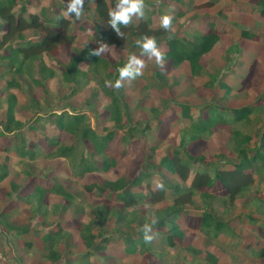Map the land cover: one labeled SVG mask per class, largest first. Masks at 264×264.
Listing matches in <instances>:
<instances>
[{"label": "trees", "instance_id": "trees-1", "mask_svg": "<svg viewBox=\"0 0 264 264\" xmlns=\"http://www.w3.org/2000/svg\"><path fill=\"white\" fill-rule=\"evenodd\" d=\"M34 1L41 2L43 0ZM91 1L93 2L94 27L89 34L88 42H85L82 49L77 51L64 66L61 80H63V83L73 84L74 87L68 95L63 97L67 99L74 96L83 86L87 85L89 81L88 74H92L100 89L109 98V103L104 108L106 111L104 116L113 123V129H105L104 133L98 132L91 127L87 115L84 112L74 111L75 108L73 107L72 110L63 109L59 113L51 111L48 114V118L54 123L55 128L58 131L70 134L74 140L70 144L52 140L50 145L53 146V149L46 154V157L67 159L70 162L72 171L79 178L89 173L109 172L116 167L117 159L125 157L126 150L121 148L112 151L108 149V144L113 141L115 130L123 129L125 126L124 120L131 122L130 107L124 101L122 87L119 89L114 87L116 81L120 79L119 69L123 68L128 61L123 59L112 63L102 53L99 57L92 55L91 53L97 47H101L103 44L104 48L125 49L129 46L130 56L135 55L143 59L147 55L141 54L142 50L137 46V40L142 39L145 35L154 37L157 47H159L158 43L164 40L167 47L165 51H162L164 62L170 61L174 68L186 62L189 66L190 76L196 77L203 72L202 57L209 53L221 40L212 23L209 24L207 32L196 31L195 35H191L190 32L192 31L185 28L183 22L187 13V3L184 0H172L174 7H168L169 12L159 9L161 17L163 15L171 16L173 27L176 26L177 28L172 39H169L171 33L160 27V21L158 23L153 21V0H144L145 8L142 19L134 16L127 27L119 25L120 31L124 33L123 37L118 36L116 29L108 23L110 19L108 13L114 9L117 0H114V2L113 0ZM30 2V0H0V83L5 82L2 91L0 90V96H2L3 91L5 95V97H0V110L2 103L6 102V109L3 111V120L0 121V126L2 127V133L11 134L14 140H17L18 143L14 146L15 151L21 157L27 159L25 163L34 160L41 151L37 149V152H35L22 134L19 133L24 123L16 119L17 97L10 90L12 88L22 89L23 83L28 79L32 85L46 90L47 83L55 77L56 71L44 62V55L56 58L60 46L70 45L76 39L75 32L72 30L73 18H76L74 15L67 17L62 13L50 15L48 12L46 13L44 6L39 8V11L32 12L28 8L32 4ZM256 2L259 14L264 17V0H256ZM195 4H192V1L190 2V6L193 5L195 8H209L213 6L214 2L206 1ZM229 10L230 8L226 6L219 9L218 14L223 15ZM242 34L250 36L248 31L242 30ZM230 49L234 48H228L226 54H231L232 50ZM238 50V48H235V53ZM128 58L126 59L128 60ZM81 65H85L86 70H82ZM156 74L157 77L163 78L160 76V71H157ZM221 78L223 80L219 81L218 84L223 88V94L219 95L216 92L215 97L220 102H228L227 96L231 93L232 88L225 83L223 77ZM213 80L214 78L210 79L207 86H211ZM107 83L113 85L109 87V85L106 86ZM93 90L96 94L97 89L94 88ZM259 98L260 101H264V92L259 95ZM178 104L181 107L180 120H188V123L178 129L179 141L171 153L163 154L158 163H155L150 161L153 154L149 152L143 165L130 179L121 176L114 180L106 179L101 184L92 182L84 185L87 191L97 189L99 192L105 191L108 194H114V199L120 202L118 209L104 204H91L89 207L92 210V218L86 223L78 221L79 235L85 248L90 250L85 253V257L90 254L93 255L97 251L106 250L105 245L108 244L109 237H103L100 240L102 245L96 247L94 245L97 237L104 235L99 229L100 225L114 216L115 227L113 232H117L116 234L125 243V253L143 255L149 252L156 259L159 258L163 262V252L156 247V244H152L153 241L145 243L143 233L138 230L145 223H151L152 218L155 217L158 221L153 225L155 237H159L161 243L165 244L167 248L173 247L176 245V240L182 241L185 236L177 220L185 214L188 207L198 206V203L201 209L198 211L200 217L198 230L203 234V240L206 244L217 245L225 251H229V254L242 249L247 251L248 258L256 259V261L264 258V199L262 200L257 196L258 187L260 188L263 185L261 180L264 177V130L259 133L254 130L250 131L252 135H257V140L250 146L252 135L241 131L238 126H234L235 121H248L253 106L245 105L238 108H229L212 101L204 107L206 109L205 117H202V111L198 113L197 117H194L190 105L187 103ZM230 114H232V118ZM44 116L46 115H38L37 121L43 119ZM158 122L162 123L161 120ZM217 123L232 126L233 141L231 147L234 155L233 160L226 159L219 162L204 163L203 155H193L185 151L189 143L209 137L212 132L211 129ZM141 131L138 127L129 125L127 127V138H124V140L128 141L130 137L136 136ZM85 141H88L92 148V152L88 154L83 150L82 144ZM154 150L155 147H151V152H154ZM219 156L222 157V155ZM201 166H204V168H201ZM7 174V166L2 165L0 167V181L6 178ZM31 174L28 173L29 176ZM153 174L163 176L161 182L164 187L162 190L151 187ZM165 175L173 177L174 180H168ZM142 184L145 186L144 190L139 189ZM217 184L225 190L224 195H216L202 190L211 189ZM167 191L170 192L171 203L155 209L150 214L152 218L147 217V215H141L140 218H137L135 208L138 205H155L163 202L169 197H167ZM47 192L62 197L59 205L51 204V206H48L45 204L44 199ZM243 198L247 207L243 208L245 211L237 213L235 202ZM73 199V193L57 183L49 188L36 184L27 195L31 217L39 218L42 226H49L45 235V242H48L46 247L49 253L53 254L54 259L52 260L61 257L63 254L57 247L59 241L65 239L63 242H67L70 236L69 231L62 228V221L64 222L69 216L77 218L78 215L80 217L83 214L77 210L71 212L70 204L73 203ZM254 203H256L255 210L252 209ZM246 209H248V212ZM196 213L190 211V214ZM51 216H54L53 220H50ZM75 217L72 218L76 219ZM244 217L250 220L251 224L259 222L261 226V235L254 240L255 247L252 249L239 247L242 245L243 240L247 239V234L245 231L239 232L238 224L235 225V223H239ZM95 227L98 229L97 232H93ZM18 228L21 231L26 230L21 227ZM220 237L237 239L235 246L225 242L219 243L218 238ZM184 249V255L190 257L189 261L184 259L183 255L180 260L169 264H181V261L184 264H206L208 261L216 264L218 262V257L209 250L202 251L192 245H187ZM199 257L204 259L201 261L198 259ZM230 257L232 259L236 258L234 255H230Z\"/></svg>", "mask_w": 264, "mask_h": 264}, {"label": "rangeland", "instance_id": "rangeland-1", "mask_svg": "<svg viewBox=\"0 0 264 264\" xmlns=\"http://www.w3.org/2000/svg\"><path fill=\"white\" fill-rule=\"evenodd\" d=\"M30 1L32 4L28 6L29 11L37 12L39 8L44 6L46 13L48 12L50 15L55 13H62L63 15L68 3V0ZM87 1L88 0H84L82 16L79 19L73 18L72 30L75 32V41L70 45H62L58 50V56L56 58L48 55H44L43 57L44 62L55 69V77L47 83L46 90H42L39 86L32 85L29 79L25 81L23 87L28 96L19 94L18 103L22 105L20 110L16 111V117L23 120L24 123L19 133L22 134L34 151L36 149L32 146V143H37L39 151L43 149V151L38 154L37 158L31 162L28 161L25 163L23 167L28 173L32 174L30 176L27 174L28 177H22L20 181H22L23 184L37 183L46 187H50L54 183H57L66 187L68 191L74 195L73 203L70 204L71 212H73V210H77L78 212L81 211L83 216L79 218L78 215L76 219L85 223L92 218V210H90L89 207L91 204H104L108 207L118 209L120 202L114 199V194H108V192L105 191L99 192L97 189L87 191L84 185L92 182L101 184L106 179L114 180L121 176L130 179L135 175L140 166L143 165L149 152L153 154L150 161L158 163L163 154L171 153L173 148L177 146L179 141L178 129H181L188 123V120H180L179 113L181 107L178 103H187L190 105L194 117H197L198 113L201 111L202 117H205L206 109L204 107L205 105H209L212 101L220 103L223 107L228 106L229 108L252 105L253 111L250 113L248 121H235L234 126H238L241 131L250 135H252L250 132L251 130L258 133L264 130V101H260L259 98V95L264 92V17L259 14L256 0H220L219 4H216L214 8L212 6L210 8H195L193 5L190 6V2L192 1V4H194L198 3L197 1L184 0L187 3V13L183 22L185 28L192 31L190 32L191 35H195V31H200L197 26L203 29L201 33H205L208 31V24L212 23L214 29L218 31L221 37L220 42L216 44L209 53L202 57V74L200 76L191 77L189 66L186 63L174 68L171 62L167 61L165 62V68L161 69L155 63L154 59H149L148 56L142 59L146 65L142 75L130 82L123 81L122 93L124 95V101H126L130 107L131 122L124 120L125 126L123 129L115 130L114 139L108 144V149L116 151L117 149L123 148L126 150V156L118 158L116 167L109 172L89 173L79 178L72 171L70 162L67 159H52L51 157H46V154L53 149V146L50 145L52 140H57L58 142L66 144H70L74 140L70 134L58 131L55 128L54 123L48 118V114L51 111L59 113L63 109L72 110L71 108L73 107L75 108L74 111L84 112L90 121L91 127L98 132L104 133L106 131L105 129H113V123L108 121L104 116L106 113L104 108L105 105L109 103V98L100 89L92 74H88L89 81L87 85L83 86L74 96H70L67 99L63 97L68 95L74 87L73 84H66L61 80L62 72L65 69L64 66L77 51L82 49L84 43L88 42L89 34L94 27L95 21L94 14L92 13L93 2L89 0L87 4ZM153 2L154 15L152 17L153 21L158 23L161 19L159 9L169 12L167 8L172 7L174 4L172 0H153ZM233 3L236 4L235 12L232 8ZM227 5H230L232 10H229L223 15H219L218 10L223 9ZM242 17L245 18L247 24L239 21ZM40 18L42 19L41 16ZM195 18L204 20L205 25H196ZM79 27L82 28L78 29ZM174 30H177L176 26ZM242 30L250 31V36H244ZM37 34L39 35L40 32ZM164 42V40H161L158 43V48L161 51L167 49ZM231 47L234 48L230 49L232 50L231 54H226L227 49ZM100 48L101 47H97V49ZM235 48L239 49L236 53L234 51ZM101 53L112 63L123 59L128 61L126 58L130 56L129 46L125 49L106 47ZM253 56L255 57L254 60ZM250 61L253 62L250 63ZM80 67L82 70H86L85 65H81ZM157 71L161 72L160 76L163 78L157 77ZM221 77L224 78L226 84L232 87L231 93L227 96L228 102H220L215 97L216 92L219 93V95L223 94V88L218 84L219 81L223 80ZM241 77L243 78L242 83L239 82V78ZM213 78L214 80L211 81L212 85L207 86V82ZM4 84V81L0 83L1 91ZM108 85L109 83L106 84V86ZM112 85L111 83L109 87ZM94 88L97 89L96 94L94 93ZM0 97H5L4 91ZM229 101L232 102L229 104ZM1 106L0 121L3 120L2 115L3 111L6 109V102L2 103ZM217 113L221 114L220 112ZM222 113L228 114L227 112ZM41 114L46 116L37 121V116ZM230 117L232 118V114H230ZM159 120H161L162 123H159ZM129 125L136 126L142 131L136 136L130 137L128 141H125L124 138H127V127ZM217 127L218 126H214L211 129L212 132L209 137L189 143L185 151L193 155H203L205 159L204 163L210 161L219 162L226 159L233 160L234 155L232 154L231 147L233 137L231 128L228 126L220 127V131L218 132ZM256 140L257 135L253 134L250 146H252L253 142ZM17 143L13 135L6 140L4 137L0 138V167L2 164H5L4 157L2 156H7L10 152L5 147L12 146L13 148ZM82 145L84 152L87 154L92 152V148L88 141H85ZM151 147H155L154 152H151ZM219 155H222V157ZM202 167L204 168V166H201V168ZM18 168L21 170L22 166L20 167L19 165ZM33 175H35L36 179L30 181ZM166 177L170 181L173 179L171 176ZM162 179L163 176L161 177V175L153 174L151 187L157 189L156 184L161 182ZM263 179L261 180L263 185H261L260 188L258 187L259 192L257 193V196L262 200L264 199ZM17 180L18 179L15 177H12L7 185L10 186V182H16ZM144 188V184L139 187L140 190H144ZM2 190L4 189H0V192H2ZM202 190L215 193L216 195L225 194V190L219 184L211 189ZM169 193L170 192L167 191V197ZM4 195L6 196L7 193L4 192ZM61 198L62 197L59 196L55 198V196H51L48 193L46 194L44 202L61 200ZM170 198L171 195L165 201L155 205H138L135 208L137 211V218H140L141 215H147V217H149L155 209L171 203ZM244 200L243 198L235 202L237 213L245 211L243 208L247 206H245ZM197 205L198 206L188 207L185 214L177 220V223L185 233L182 241L176 240V245L167 248L165 244L163 245L161 243L159 237L153 239L152 244H156V247L163 252V262L159 258L156 259L155 256L149 252L143 255H129L125 253V243L122 238L116 234L117 232H113L115 227L114 216L100 225L99 229L104 235L102 237H97L94 245L95 247L102 245L100 240L103 237H109L108 244L105 245L106 250L102 252L97 251L95 254H90L82 260L83 262L87 261L88 264H169L180 260L181 256L184 255V248L187 245H192L202 251H211L212 254L218 257V262L216 264H262L264 262V258L258 261L248 258L247 251L242 249H239V251L235 250L229 254V251H225V249L217 245L206 244L203 240V234L198 230L200 218L198 211L201 209L198 203ZM255 208L256 203L252 206L253 210H255ZM190 211L197 213L190 214ZM246 211L248 212V209H246ZM72 217L69 216L66 219L67 222L62 223L64 227L67 225L71 226L72 228H69L70 231L77 232V230H79L77 225L78 221ZM150 217L152 218V216ZM250 222V220L244 217L239 223H235V225L238 224L237 227L239 232L245 231L247 234V239L243 240L242 245L239 246L243 249H246V247L251 249L254 248V240L261 235V226L259 222L257 224H251ZM135 224L133 225L135 226ZM93 230V232H97L98 229L95 227ZM136 230H138V228H136ZM218 239L219 243L225 242L229 243L231 246H235L237 240L229 239L228 237H220ZM80 241L83 242L81 238H79V242ZM67 249L70 250L69 247ZM88 251L90 250L86 249L83 243H79L78 247L72 250V254L76 252L75 258L81 255L84 257L85 253ZM78 252H80L81 255L78 256ZM230 255H234L236 258L232 259ZM189 258L190 257L184 255V259L187 261H189ZM198 259L202 261L204 258L199 257ZM209 262L210 261L206 264H213V262ZM60 264L65 263L61 261ZM79 264L82 263L79 262ZM181 264H184V262L181 261Z\"/></svg>", "mask_w": 264, "mask_h": 264}, {"label": "crops", "instance_id": "crops-1", "mask_svg": "<svg viewBox=\"0 0 264 264\" xmlns=\"http://www.w3.org/2000/svg\"><path fill=\"white\" fill-rule=\"evenodd\" d=\"M195 1L198 2L196 4H200V3H204L209 0H195ZM211 1L214 2L212 6L213 8L216 4H219L220 2V0H211ZM237 1H243V0H237ZM235 6L236 4L233 3L232 8L234 9V12H235ZM227 7H229L230 10H232L230 5H227ZM239 21L247 24L244 17H242ZM195 22H196V25H200V26L205 25L204 20H202L201 18H195ZM197 28H199L200 30L198 32L203 31V29H201L200 27L197 26ZM254 59L255 57L253 56V60ZM251 62L253 61H250V63ZM242 81H243V78L242 77L239 78V82L242 83ZM10 92H13L17 97L16 111H19L22 105L21 103H18L19 94L27 95L26 91L24 90V87L22 85V89L12 88ZM230 102L232 101H229V104ZM16 119L23 122V120L17 117ZM215 126H218L217 127L218 132L220 131L219 129L220 127L228 126L229 128L232 129V126L230 124L226 125V124L217 123ZM0 133H1L0 138L4 137L5 140L8 139V137H11V134H7L6 132L2 133L1 128H0ZM231 133H232V130H231ZM32 146H34L36 150L39 149L37 143L36 144L32 143ZM5 148L8 149V151L10 152L9 154H7V156H2L4 157L3 159L5 160V164H2V165L7 166L8 174L6 178L0 181V189H4L2 190V192H0V264H31V263L60 264L61 261L64 262L65 264H79V262H81L82 264H88L87 261L83 262L82 259L83 258L85 259V256L82 257L80 252H78V256L79 255L81 256L77 258H75L76 252L72 254V250L78 247L79 243H83V242L82 241L79 242V238L81 237L79 235L78 230L77 232L70 231L69 228H72V227L68 225H67L68 227L67 226L64 227L63 223H66L67 220H65L64 222L62 221L63 222L62 228L68 230L70 233V236L67 242H63L65 239H62V241H59V243L57 244V247L59 248V251L61 253L63 252V254L61 257L55 260H52L54 259L52 256L53 254L51 255L49 253L46 247L48 242L47 243L45 242V235L49 229V226H42L40 224L39 218L31 217V214L29 212L30 204L27 201V195L37 183L23 184L22 181H20L22 177H26V178L28 177L27 176L28 172L23 167L27 159L17 154L14 147L12 148V146H6ZM36 150L35 152H37ZM42 151L43 149L41 150V152ZM19 165L20 167L22 166L21 170H19L18 168ZM12 177H15L18 180L16 182L14 181L15 183L10 182V186H8L7 183L8 181L11 180ZM33 179H36L35 175H33L30 178V181ZM4 192L7 193L6 196L4 195ZM48 193L51 196H55V198L57 197V195L50 193V192H47L46 194ZM59 202L61 201L58 199L56 201L54 200L51 202H46L45 204L48 206H51V204L59 205ZM82 216L83 214H81L80 217ZM53 219H54V216L53 217L51 216L50 220H53ZM76 221L78 220L76 219ZM53 224H54V221H53ZM18 227L25 228L26 230L21 231ZM68 247L70 248V250L67 249Z\"/></svg>", "mask_w": 264, "mask_h": 264}, {"label": "clouds", "instance_id": "clouds-1", "mask_svg": "<svg viewBox=\"0 0 264 264\" xmlns=\"http://www.w3.org/2000/svg\"><path fill=\"white\" fill-rule=\"evenodd\" d=\"M84 0H68L66 5V11L63 13L64 16L74 15L76 19H79L83 14ZM144 0H117L115 8L110 10L108 15L110 17L108 23L116 29L117 35L120 37L124 36V33L120 31L119 25L127 27L135 16L137 18L144 17ZM160 27L166 32L171 33L169 39H172L175 35V30L172 24V17L169 15H163L160 19ZM137 46L142 50V55H147L149 59H154L155 63L161 68H165L164 53L157 47L156 40L154 37L143 36L142 39L136 41ZM104 50V45H101L100 49L94 50L91 54L100 56ZM144 60L138 58L135 55H131L128 58V62L125 66L119 69L120 79L116 81L114 87L119 89L123 86V81L134 80L137 76L142 75L143 69L145 68ZM164 185L162 182L156 184L157 189H163ZM158 223L155 217L152 218L151 223H145L138 231L143 233V239L145 243H151L155 239L153 233V225Z\"/></svg>", "mask_w": 264, "mask_h": 264}]
</instances>
